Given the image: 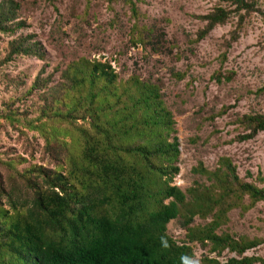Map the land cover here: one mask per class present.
Returning a JSON list of instances; mask_svg holds the SVG:
<instances>
[{"label":"trees","instance_id":"1","mask_svg":"<svg viewBox=\"0 0 264 264\" xmlns=\"http://www.w3.org/2000/svg\"><path fill=\"white\" fill-rule=\"evenodd\" d=\"M142 1L125 0L136 20L134 44L161 51L164 35L140 24ZM217 2L198 17L205 22L200 40L232 16L240 28L253 13L264 17L260 0ZM19 9L14 0L0 2V32L26 27ZM33 38L11 41L5 62L43 58ZM217 76L221 80L222 74ZM52 80V74H40L28 90L40 91L36 117L15 101L0 113L22 134L36 132L53 165L0 155V264H194V243L217 253L201 264H264L261 257L245 255L264 239L221 230L232 210L247 212L264 202V188L241 179L231 159L222 157L214 171L196 168L209 185L197 183L186 191L172 185L180 172V143L158 83L136 75L123 79L110 62L87 58L70 63L56 84L50 85ZM238 122L246 132L239 141L264 133V113L246 114ZM197 216L211 221L191 226ZM178 218L184 220L187 242L168 234V224ZM225 251L235 256L222 263L218 257Z\"/></svg>","mask_w":264,"mask_h":264},{"label":"rangeland","instance_id":"2","mask_svg":"<svg viewBox=\"0 0 264 264\" xmlns=\"http://www.w3.org/2000/svg\"><path fill=\"white\" fill-rule=\"evenodd\" d=\"M14 1L20 5L18 19L26 27L14 33L0 32V113L5 104L15 101L16 107L36 117L40 91L29 94L28 90L38 75L52 74L50 85H54L73 61L87 58L110 62L123 79L136 75L160 85L180 143V172L173 186L186 191L197 183L209 185L196 168L214 171L226 157L237 167L241 179L264 188V133L251 140H238L246 134L238 119L264 113V17L260 14L247 16L241 28L239 18L232 16L200 40L205 22L198 17L211 12L217 0H143L138 3L140 24L164 35V45L156 52L149 45L134 44L131 31L136 20L125 0ZM260 3L264 8V0ZM235 32L238 39L234 42ZM30 35L41 44L44 57L5 62L10 42ZM20 80L25 84H13ZM25 133L0 117V155H21L30 163L52 167L43 140L36 132ZM244 203H249L248 197ZM183 221L178 218L168 224V234L178 243L188 241ZM210 221L197 216L191 226ZM221 230L264 239V202L247 212L232 210ZM191 245L194 264L217 256L210 253V246ZM245 255L264 259V242ZM234 256L225 251L218 259L224 263Z\"/></svg>","mask_w":264,"mask_h":264}]
</instances>
